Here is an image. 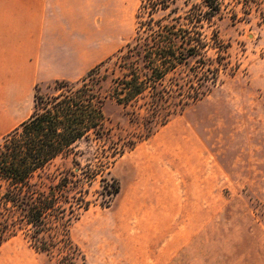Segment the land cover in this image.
Returning <instances> with one entry per match:
<instances>
[{
	"label": "rangeland",
	"instance_id": "374dc122",
	"mask_svg": "<svg viewBox=\"0 0 264 264\" xmlns=\"http://www.w3.org/2000/svg\"><path fill=\"white\" fill-rule=\"evenodd\" d=\"M218 1L221 15L200 29L206 47L198 57L216 82L117 159L110 173L120 190L109 207L100 206L99 179L88 187L91 206L69 230L83 254L74 264H264V21L255 8L245 16L241 5ZM140 2L97 0L95 7L87 1L83 44L90 58L102 51L82 76L133 41ZM202 3L173 0L155 19ZM97 24L102 39L93 36ZM51 85L37 86L45 95L53 93ZM32 111L33 98L0 141ZM104 113L113 141L136 139L140 129L119 107L109 102ZM74 158L57 160L51 171L72 168ZM25 234L0 245V264H59L56 251L52 257L36 252Z\"/></svg>",
	"mask_w": 264,
	"mask_h": 264
},
{
	"label": "trees",
	"instance_id": "16d2710c",
	"mask_svg": "<svg viewBox=\"0 0 264 264\" xmlns=\"http://www.w3.org/2000/svg\"><path fill=\"white\" fill-rule=\"evenodd\" d=\"M231 1L245 16L255 8L264 21V0ZM172 2L141 0L131 43L76 81H54L52 94L35 87L31 115L0 141V245L26 231L31 247L50 257L56 251L59 264L83 260L69 230L91 206L88 187L99 179L100 206L109 207L120 190L110 173L117 159L200 101L209 91L206 83L216 82L198 57L206 47L200 29L221 15V3L203 0L183 15L171 17L174 9L155 19ZM109 102L140 129L135 140L113 141L104 113ZM71 155L72 168L51 171Z\"/></svg>",
	"mask_w": 264,
	"mask_h": 264
},
{
	"label": "crops",
	"instance_id": "0c3cea01",
	"mask_svg": "<svg viewBox=\"0 0 264 264\" xmlns=\"http://www.w3.org/2000/svg\"><path fill=\"white\" fill-rule=\"evenodd\" d=\"M87 1L0 0V133L32 100L37 85L76 81L101 55L95 49L90 58L83 44ZM92 33L103 38L98 24Z\"/></svg>",
	"mask_w": 264,
	"mask_h": 264
}]
</instances>
